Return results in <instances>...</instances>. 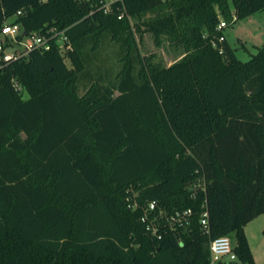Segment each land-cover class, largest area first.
I'll use <instances>...</instances> for the list:
<instances>
[{
  "label": "trees",
  "instance_id": "trees-1",
  "mask_svg": "<svg viewBox=\"0 0 264 264\" xmlns=\"http://www.w3.org/2000/svg\"><path fill=\"white\" fill-rule=\"evenodd\" d=\"M96 2L0 0V26L22 10L14 23L67 29L74 47L0 70V264H208L211 241L233 232L238 260L256 264L245 226L264 214V46L242 61L217 27L264 0H123L110 14ZM146 33L183 58L149 69ZM107 36L123 65L106 84L102 66L97 79L88 68ZM135 194L169 214L192 209L190 223L150 234L128 207Z\"/></svg>",
  "mask_w": 264,
  "mask_h": 264
},
{
  "label": "built area",
  "instance_id": "built-area-1",
  "mask_svg": "<svg viewBox=\"0 0 264 264\" xmlns=\"http://www.w3.org/2000/svg\"><path fill=\"white\" fill-rule=\"evenodd\" d=\"M83 1V0H78ZM119 3L123 0H97V9L102 10L106 14L114 11V8H119ZM118 5V6H117ZM22 14L19 10L16 15L7 18L2 26H0V70L7 67L9 64L27 58L34 50L46 52L54 46L62 54H68L73 50V43L67 29H59L53 25L46 30L28 32L21 24L14 23L13 20ZM127 16L131 19L123 7L119 13V19ZM233 19L236 15L233 14ZM227 21L220 18L218 29L221 30L227 26ZM224 40V36L219 37V41L213 40L212 45L216 48L219 42ZM219 53L223 54V48H219ZM14 86L21 89V84L14 80ZM205 179L201 178L198 182L192 184V190L197 187L205 189ZM128 207L132 210L142 209L141 221L146 225V229L152 235H159L161 227L168 226L171 229L185 227L190 223L192 209L177 210L175 213L169 214L164 208L158 206L157 201H148L145 205H141L135 196L129 198ZM200 226L204 233L210 232L209 226V211L207 201L203 204V212L200 218ZM236 245L233 244L229 235L215 238L210 243V259L208 264H235L238 261V255L235 251Z\"/></svg>",
  "mask_w": 264,
  "mask_h": 264
},
{
  "label": "rangeland",
  "instance_id": "rangeland-1",
  "mask_svg": "<svg viewBox=\"0 0 264 264\" xmlns=\"http://www.w3.org/2000/svg\"><path fill=\"white\" fill-rule=\"evenodd\" d=\"M159 10L154 14L147 15L152 17L161 13ZM222 19H225L222 17ZM130 23L133 25L138 20L131 17ZM227 21V19H225ZM228 24V21H227ZM224 35L230 45L235 49L236 56L242 61L250 60L259 50L264 46V11L256 12L246 18L238 19L233 23H229L224 28ZM137 43L139 52L145 60L146 66L151 69L152 67L165 68L183 58V50L176 49L171 46L167 41L163 46H158L155 42L154 36L151 33H146L141 40L137 36ZM122 47L119 42H116L107 36L101 46L97 55H94V61L90 64L88 70L95 72L94 77L97 79L98 73L97 66L100 65L106 70V75L102 77V81L109 82L114 80L119 70L122 68L123 62L120 59L122 56ZM70 66V61H67ZM92 79L87 74L82 75L79 81V91L83 94L90 85ZM27 98L28 94H24ZM136 191V190H135ZM264 229V214L258 215L247 225V235L254 239L255 235L263 236ZM231 241L236 245L237 237L235 232L229 234ZM264 238V237H263ZM261 253V252H260ZM258 262L256 264H264V252L258 254ZM237 264H249L242 261H237Z\"/></svg>",
  "mask_w": 264,
  "mask_h": 264
},
{
  "label": "crops",
  "instance_id": "crops-1",
  "mask_svg": "<svg viewBox=\"0 0 264 264\" xmlns=\"http://www.w3.org/2000/svg\"><path fill=\"white\" fill-rule=\"evenodd\" d=\"M248 225V224H247ZM247 225L245 226V234L248 238L249 244H250V248L252 250L253 256H254V261L255 263H257L258 261V254L260 257V254H262L264 252V235H255L254 239L251 240V237H249L247 235ZM261 252V253H260ZM237 264V263H235Z\"/></svg>",
  "mask_w": 264,
  "mask_h": 264
}]
</instances>
